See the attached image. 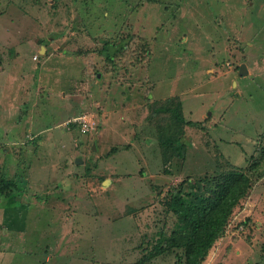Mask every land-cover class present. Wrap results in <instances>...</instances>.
<instances>
[{
    "label": "rangeland",
    "instance_id": "obj_1",
    "mask_svg": "<svg viewBox=\"0 0 264 264\" xmlns=\"http://www.w3.org/2000/svg\"><path fill=\"white\" fill-rule=\"evenodd\" d=\"M7 41L25 79L0 77V264H141L171 196L231 173L250 188L202 264H264V0H0V64ZM162 244L144 264H184Z\"/></svg>",
    "mask_w": 264,
    "mask_h": 264
},
{
    "label": "trees",
    "instance_id": "obj_2",
    "mask_svg": "<svg viewBox=\"0 0 264 264\" xmlns=\"http://www.w3.org/2000/svg\"><path fill=\"white\" fill-rule=\"evenodd\" d=\"M125 48V44H119L112 53L107 51L109 48L105 45L102 51H107V59L112 60L114 54L120 53ZM177 105L180 107L179 101ZM175 115L178 123L195 125L193 122H185L180 114ZM253 165L255 166L256 162ZM1 174L0 200L3 199L2 197H10L17 186V182ZM249 188L250 181L245 174L231 173L224 175L214 190L194 205L187 203L186 197L180 196V193L175 198L171 196L172 201L168 205L172 203L170 209L176 216V224L178 223L171 233L172 240H158L153 247L154 251L142 259L141 264L156 259L162 254L161 251H168L166 248L160 250L159 246L163 245L162 243L168 244L167 248H184V264H202L213 243L223 235L233 208ZM167 210L169 211V208ZM163 237L160 236L164 239Z\"/></svg>",
    "mask_w": 264,
    "mask_h": 264
},
{
    "label": "crops",
    "instance_id": "obj_3",
    "mask_svg": "<svg viewBox=\"0 0 264 264\" xmlns=\"http://www.w3.org/2000/svg\"><path fill=\"white\" fill-rule=\"evenodd\" d=\"M255 42V40H254ZM6 44L9 46L8 49H11L12 52L10 53V51L7 49V54L4 55L2 57V62L0 64V77H2L3 74H5V79H6V76L8 74L11 75V79L13 81H18L20 82V80H24L25 77H24V73L21 74L22 70H24L23 67H21L23 65L21 59H20V55H19V50H18V47H16L15 45H13L10 41H7ZM248 45L250 46V48L253 46V42L252 43H248ZM50 47V46H49ZM49 47L47 46L46 48L43 49V51H40V55L41 57H45L46 55V58L48 59L49 58ZM42 52V53H41ZM35 59V58H34ZM264 59V58H263ZM244 65V64H243ZM245 66V65H244ZM35 71H37L36 67H32ZM246 68V66H245ZM240 69V68H239ZM44 71V70H42ZM40 71V72H42ZM247 71V69H246ZM250 72V70H248V73ZM245 75V74H243ZM242 75V76H243ZM36 79H38V81H42V76H38L36 77ZM39 85L36 87V90H39ZM34 90L33 87H29L27 88L26 90L25 89H22L20 91V94L21 93H25L26 96H30V95H33L34 94ZM19 92V89L15 92V94L13 95H10V98L12 99L13 102H16V100H18L19 98H21L20 94H19V97H17V94ZM16 105L14 104L13 108L15 107ZM31 115H30V119L29 121L31 122ZM30 128V127H29ZM2 257V254H0V259Z\"/></svg>",
    "mask_w": 264,
    "mask_h": 264
},
{
    "label": "water",
    "instance_id": "obj_4",
    "mask_svg": "<svg viewBox=\"0 0 264 264\" xmlns=\"http://www.w3.org/2000/svg\"><path fill=\"white\" fill-rule=\"evenodd\" d=\"M247 73V71H246V68H245V66L244 65H241L240 66V69H239V75H243V74H246ZM94 145V144H93ZM94 148L93 149H95V145L93 146ZM108 181L109 180H105L103 183L105 184V183H108Z\"/></svg>",
    "mask_w": 264,
    "mask_h": 264
},
{
    "label": "built area",
    "instance_id": "obj_5",
    "mask_svg": "<svg viewBox=\"0 0 264 264\" xmlns=\"http://www.w3.org/2000/svg\"><path fill=\"white\" fill-rule=\"evenodd\" d=\"M78 121H79V122H83V123H82V128H84V127H85V123H86L84 117H81V119L78 120Z\"/></svg>",
    "mask_w": 264,
    "mask_h": 264
}]
</instances>
